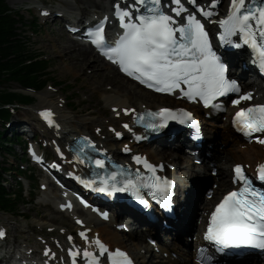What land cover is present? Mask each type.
Wrapping results in <instances>:
<instances>
[{
	"label": "snow or ice",
	"instance_id": "1",
	"mask_svg": "<svg viewBox=\"0 0 264 264\" xmlns=\"http://www.w3.org/2000/svg\"><path fill=\"white\" fill-rule=\"evenodd\" d=\"M188 2L197 5V0ZM169 3L174 6L168 10L164 8L163 0H133L124 7L119 3L115 4V15L123 33L119 35L114 46L106 44L104 21L108 18L104 17L95 26L94 31L89 33L91 43L110 61L118 64L121 71L141 84L157 92L172 93L179 89L180 94L189 100L199 99L205 107L210 104L219 107L213 104L217 97L230 92L239 93L241 89L235 80L226 76V64L213 49L204 24L197 18V14L204 18L213 16L212 9L217 6L218 0H210L208 8L197 6L194 11H189L183 0H169ZM177 17L180 19L177 20ZM219 25L222 29L219 35L221 43L233 45L232 37L239 35L244 44L251 47L254 53H258L257 60L253 62L258 63L260 72L264 73V0H260L258 4L253 2L250 6H246V0H231L230 10L226 17L219 20ZM239 46L235 44V47ZM251 98L252 94L246 92L238 99H233L232 103L238 104L240 100ZM124 111L127 114L132 110ZM41 115L47 119L50 126L54 124L50 110L42 112ZM147 116L151 119L147 121L146 128L153 132L167 128L170 120H176L180 124H191L193 127L197 124L192 113L184 109L162 108L158 112H148ZM139 119L143 121L144 114H140ZM233 123L245 136L253 132L264 133V105L240 109L236 112ZM124 128L131 131L128 124H124ZM115 134L118 137L121 135L118 131ZM82 139L85 143L79 146L78 152L83 153V159L79 154L75 159L81 163L84 160H92L98 168L104 169L103 159L90 157L85 151L87 148L94 149V142L88 137ZM257 139L264 144V138ZM133 159L141 163V157L134 156ZM143 164L151 173L146 179L139 170L135 175L112 171L106 176L98 175L86 181V186L110 195L130 192L145 207L148 206V202L140 194L141 188H149L154 190L153 197L158 198L163 207L170 208L173 181L156 174L157 168L163 169L164 166L152 165L147 160H144ZM234 172V181H239L240 187L229 191L216 204L214 211L211 212L204 238L215 245L219 253H224L226 249L243 248L264 251V191L254 186L253 179L245 174L242 165H235ZM255 179L264 182V164L257 166ZM103 215L107 216L106 213ZM77 223L82 221L78 220ZM5 235V231L0 229V238ZM79 235L88 240L85 231H81ZM68 240H72V237L69 236ZM93 243L98 246L100 255L108 251L98 238ZM44 255L55 256V253L46 248ZM69 255L73 257L72 264H76L75 257L79 255L78 251L69 249ZM83 255L85 258L93 256L87 249L83 250ZM108 259L111 264H133L128 254L119 249L109 254ZM211 259L202 257V264L204 260ZM95 264L100 262L95 261Z\"/></svg>",
	"mask_w": 264,
	"mask_h": 264
},
{
	"label": "bare ground",
	"instance_id": "2",
	"mask_svg": "<svg viewBox=\"0 0 264 264\" xmlns=\"http://www.w3.org/2000/svg\"><path fill=\"white\" fill-rule=\"evenodd\" d=\"M20 1H25V0H13V4H16L17 2H20ZM105 1H107V0H80V2H84V7L82 8V11H83L82 16L83 17L88 16V15H90L91 12L92 13L103 12L105 7H106ZM66 4L69 8H72V6H73V3L71 0L67 1ZM43 9H46V8H43ZM56 12H60V11L58 10ZM51 13H53V12H51ZM47 19H44V21H46ZM75 22H76V18H75ZM59 30L60 29H58V31ZM48 39H49V44H51V46L54 49H57V52H56V53H58L57 57L59 59H60V57H62L64 59V61H66L65 70H67L68 72H71V73L85 72L86 69H90V67H91V69L87 71V74L92 76L96 69L101 70V72H97L95 74L96 78L94 79V81H95L94 83H92L91 77L90 78H88L87 76L84 77V79L88 78L86 80V82H87L86 93L87 94H90L95 89V90H103V91H116L117 93L120 94V96L121 95L126 96V98L124 100L118 101L117 104L113 105L116 107L129 106V105H127V103L131 102L134 99H139L140 101L141 100L147 101L148 107H150V108H159L160 106H163L165 102L173 101L171 98H169L167 96H161V95H157L155 93H152V92L138 86L136 83L130 81L129 79L122 76L121 74H118L116 72L115 67H113L110 64L105 63L100 58H96L95 55L93 54V49H91L89 46H86L83 44H78L76 41H74L70 37H65L66 41L64 39L62 41L56 39V42L54 41L55 40L54 38L48 37ZM236 56L238 58V54H236ZM106 81H110L113 84V86L110 83H106V85H105ZM250 81H253V79H248V83ZM127 91H130V92H127ZM38 94H40V102H39L37 108H35V111L36 110H39V111L56 110L57 113L59 114V120L63 121V124H62L63 130L61 132L63 137H65L68 133L74 134L78 130L84 131L91 126V124H89L86 121H80V127H78L79 123L75 122V120L73 119L72 116L68 115V113H65V111H63L61 109V105H60L59 101L49 102L50 98L53 96V93L50 89H48V90L44 89V90L40 91ZM139 105H141V104H139ZM27 112L31 113V115H32V117H30L31 120L35 121L36 124H38L40 127L44 128L43 124H41V122L38 120L37 115H39V114L33 113L32 111H27ZM93 126H94L93 131L99 127V125H93ZM45 127L48 130L45 128H44V130L46 131V133L48 134V136L50 138H52L53 135L57 134L55 129L49 128L47 126V124L45 125ZM0 132L2 134H7L6 130H0ZM177 145L178 144L167 145V148H169V149H167V151H153L151 148H148V150L138 149V152H144V153L147 152V153H149L150 157L157 155V156H160V159H162L163 157H166L172 163L177 165L175 170L171 171V175L173 177H174V175H176V174L179 175L180 173H182V174H184V173L187 174L188 172L193 173L196 166H194L192 164L191 158L185 153L186 148L179 147ZM155 149H157V148L155 147ZM177 151H179L181 154L175 153ZM245 152L247 154L246 156H250L251 151H245ZM262 152H264V147L258 146L257 156L262 154ZM220 154H221V152H217V157H220ZM242 154L243 153H241V156H242ZM255 158H257V157L255 156ZM259 160H260V157H259ZM231 161H232L231 159H228V162H231ZM218 168H219V172H218V176H217L218 187L214 189L213 197L211 199L205 200L203 193H202V195L195 193V195L193 197L194 191L190 187L189 189L186 190L189 199L186 202L182 201L180 203L178 215H184L188 210L193 211L190 218H189V225L192 227H195V230L198 229L199 225L197 223V220H196V223H194L195 222L194 217L197 219L198 217L202 216L200 214H202L205 210H207L208 206L214 201V199L217 196L220 197L224 193V190L227 189V186L230 184V179H228L224 165L219 164ZM180 169H183L184 171H178ZM197 171L200 172V168ZM184 180L187 183L186 177H184ZM42 204H45V200L42 202ZM56 213L60 214V215H56V214H53V212H50L47 214L48 215L47 219H49V221L53 220V222H58L59 220L62 222L69 221L71 230L76 231V230L80 229L82 231L87 232L89 234V236L90 235L92 236L95 234H100L101 237L104 238L112 247H114V246L127 247L130 250V252L132 253V255L134 256V258L137 260L138 263H139V261H142V262L147 261L148 262L149 257L153 256L152 245H150V244L142 245V244L133 243V242H131V244H129L128 242H126L124 240V238H122V237H124L123 234L119 233V231L117 229L113 230L111 228V225L113 226V224H115L114 220H110L109 223L102 222L100 220L102 223L97 225L99 219H97L95 216H93L88 220V224L83 223L80 226H76L75 224L72 223L71 217L67 216L65 213L58 211L57 208H56ZM87 213H88V211H83V210L77 211V214H79V215L85 216ZM40 225L42 226V224H40ZM2 226L5 230H7L9 232L11 231L12 228H16L19 231V227H18L19 225L18 224H13L10 226L8 221H4ZM31 229L34 230V229H36V227L31 226ZM132 229H135V228H132ZM140 230H142V229H140ZM158 230L164 231L163 229H158ZM128 231H129V234L130 233L132 234V235H130L132 237L134 235V231H131L130 228ZM20 232H22V230H20ZM164 232H167V231H164ZM179 233H180V231L176 232V235H179ZM181 234H183V236L186 234L190 235L191 232H185L184 231V232H181ZM138 235H139V233H138ZM158 237H161V235H158ZM43 238H46V237H43ZM8 239H9V236L5 239V242L8 245L11 244V249L14 247H18L19 252H17V254H26V252L29 251L30 253H33L35 256H40V254L37 252L38 251L37 249L43 248V246L40 243H45L48 247L51 248L52 252L55 253V256H51V257L56 262L63 261V255L61 253V250L58 249V247H60V245H62L63 242L70 243L67 240L60 241L57 239H46L44 241L41 239H36L35 242L29 243L28 237H25V239H23V241L21 243H19V245H17L15 239H13L12 241H8ZM136 239L141 240L143 238L138 237ZM74 242L78 243V244H84L85 240L81 239L79 237H76V238H74ZM21 244L22 245L25 244L24 248H23L24 253L21 251ZM11 249L9 248V250L7 251L8 255L10 254ZM7 253H6V255H7ZM167 262H168V264H174L172 259H169ZM139 264H141V263H139ZM183 264H193V262L187 261Z\"/></svg>",
	"mask_w": 264,
	"mask_h": 264
},
{
	"label": "rangeland",
	"instance_id": "3",
	"mask_svg": "<svg viewBox=\"0 0 264 264\" xmlns=\"http://www.w3.org/2000/svg\"><path fill=\"white\" fill-rule=\"evenodd\" d=\"M12 1V0H11ZM10 4V3H9ZM11 6V5H10ZM12 7V6H11ZM23 13L25 14V19H31V16L28 15L25 11H23ZM27 29H35L32 26V23L28 24V28ZM36 35H33L32 39H29V46L36 50L37 53H41L43 55H47L49 56V63H50V68L49 71L51 72L50 77H55V81H62L65 82V86L60 87L61 90H63L65 92L66 95H69L70 93L73 94H78V92L80 93L79 96L76 95L75 98H77V101H82L86 96L83 92V90L86 91L87 88V82L86 80L88 78L91 77L92 79V83H94V79L96 78L95 74L97 72H101V70L96 69L93 73V75H89L87 74V71L91 69H86L85 72H75V73H71L68 72L67 70H65V64L66 61H64V59L62 57H60V59L57 57V49H54L51 44H49V39L48 37L54 38L55 42L56 39L58 40H65V37L67 36L65 31L62 29V34L59 33L58 28H56V26L54 24H50L47 25L46 27L43 28H36ZM89 75V76H88ZM87 76L88 78L84 79V77ZM106 83H110L112 84L110 81H106ZM113 86V84H112ZM64 87V88H63ZM14 88H18L17 84H14ZM73 89V90H71ZM96 92L97 90H93L91 92V95L93 97H96ZM130 92V91H127ZM139 99H134L132 100L135 104H138L140 101H138ZM85 103H88L86 106H82L81 105V109H77V110H67L66 112L68 113V115L72 116L73 119L80 123V121H84V119H95V117H97L98 115H93V116H89L88 115V111L82 110L85 107H89V111L91 109H100L101 112H105V105L101 102L100 97L95 99V101L93 103H91L89 100H86ZM95 105L94 107L92 105ZM18 112H16L17 114ZM15 149L17 151H19V147L16 146ZM20 155V153H19ZM0 160H2L3 162L6 161L8 163V160L5 159V157L3 155H0ZM10 163H14L13 159L10 158L9 159ZM13 181V180H12ZM28 201V200H27ZM32 205L27 204V205H23L21 207L22 211L25 212L28 216H30L29 221H25L24 218L22 219H18L17 216H12V215H4L2 213H0V221H5L8 220L9 222H11L12 224L15 223H19V222H25V223H35L36 221H42V222H47V223H54V224H59V222H48L49 219L48 218V213H50L48 210L44 209V208H31ZM30 208V210H29ZM28 210V211H27ZM19 221V222H18ZM53 221V220H50ZM59 224V225H63ZM20 232V231H19ZM18 231H15V234H20ZM21 236H25L24 234L21 233Z\"/></svg>",
	"mask_w": 264,
	"mask_h": 264
},
{
	"label": "trees",
	"instance_id": "4",
	"mask_svg": "<svg viewBox=\"0 0 264 264\" xmlns=\"http://www.w3.org/2000/svg\"><path fill=\"white\" fill-rule=\"evenodd\" d=\"M14 25V19L5 13L3 7H0V99L2 100H12L23 96L4 87L2 81H18L24 85L34 86L42 82L39 74L44 73L47 68L45 63L34 60L37 56L26 51L21 41L17 40ZM29 60L32 61L31 64H27ZM0 139L5 140L3 137ZM0 169H2L1 163ZM1 176L0 173V209L14 210L16 203L20 201V196L17 197V201L8 197L2 186Z\"/></svg>",
	"mask_w": 264,
	"mask_h": 264
}]
</instances>
